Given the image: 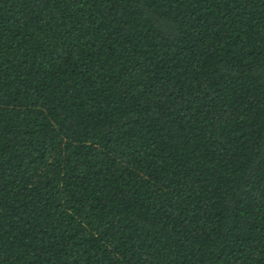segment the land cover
Here are the masks:
<instances>
[{
  "label": "trees",
  "instance_id": "trees-1",
  "mask_svg": "<svg viewBox=\"0 0 264 264\" xmlns=\"http://www.w3.org/2000/svg\"><path fill=\"white\" fill-rule=\"evenodd\" d=\"M0 264H264V0H0Z\"/></svg>",
  "mask_w": 264,
  "mask_h": 264
}]
</instances>
